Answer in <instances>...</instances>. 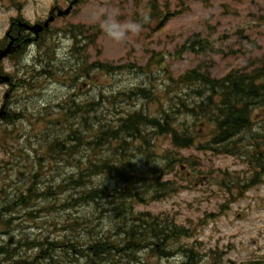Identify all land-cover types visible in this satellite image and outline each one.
I'll use <instances>...</instances> for the list:
<instances>
[{
  "label": "rangeland",
  "instance_id": "rangeland-1",
  "mask_svg": "<svg viewBox=\"0 0 264 264\" xmlns=\"http://www.w3.org/2000/svg\"><path fill=\"white\" fill-rule=\"evenodd\" d=\"M52 1L25 0L26 14L45 15ZM15 2L22 0L11 3L0 0L2 29L16 15V8H12ZM155 3L156 8L152 0H93L79 7L72 23L81 26L84 38L89 37L85 60L89 64L98 62L121 68L111 73L94 70L89 78L80 79L73 90L62 85L73 75H60L51 68L50 76L36 78L30 89L22 86L14 92L10 113L21 112V121L7 127L0 120V211L13 204L20 191L35 181L31 176L37 175L40 190L47 185H67L81 171L89 169L91 162L99 165L108 158H118L123 163L126 170L122 175L131 176L143 203L129 202L121 209L116 205L120 200L114 193L121 186V178L113 171L88 177L83 186L69 185L56 200L38 199L29 208L16 206L12 212L2 213L3 219L13 220L11 227L0 231V247L9 251L11 259L0 255V263L93 264L88 258L89 245L107 239L117 225L129 228L124 221L132 205L133 216L150 213L174 218L179 227L188 230L186 238L171 242L170 246L159 245L158 249L148 246L138 252L136 262L122 250L126 241L120 236L123 233H119L109 238L113 243L108 247L111 254L98 251L96 264H185L192 255L193 264L195 260L197 264H212L209 256L216 257L218 264L264 261V180L247 187L254 175L248 162L251 150L242 141L235 152L211 151L208 143L214 138L217 92L213 94L199 85L169 90L168 79V71L177 78L188 70L200 69L211 79L219 80L231 71L247 73L264 67V0H156ZM129 21L139 23L140 31L129 32L122 41L106 34V22ZM193 41H201L202 46L194 43L178 58L183 44L191 45ZM155 53L163 55L164 64L153 62L149 69L139 70L149 65ZM42 62V55L32 47L31 53L21 60L24 69L17 76L21 79L26 69L34 73L31 69ZM71 63L73 68L77 67V60ZM15 65L14 61H5L4 69L13 74ZM36 69L41 71L40 67ZM50 82L61 85L58 97L53 98L59 103L57 106L49 98L45 101L39 98L41 88ZM7 89L0 88V108ZM136 89L148 90L150 94L135 95ZM73 101L80 105L100 102V105L85 115V120L76 114L74 119L63 122L64 113L73 106ZM258 101L250 112L253 132L248 131L259 137L256 144L264 143V101ZM185 104L192 105L194 112L184 113ZM163 110L177 129L194 135V146L174 148L168 134H150L154 129L151 124L142 126V137L126 134L121 139L128 142L130 149L124 145L121 149L120 142L115 140L101 150L80 145L75 138L69 141L71 125L77 135L81 134L82 141H92L98 146L97 132L117 127L119 119L128 113L143 111L151 117H161ZM37 118H41V123ZM6 127L17 140L9 137L2 140L1 130ZM57 138L67 139L68 145L75 147H68L63 155L48 151L47 143ZM8 151L14 156L7 155ZM178 158H183L182 163ZM9 161L12 164L8 165ZM142 175L159 177L167 184L138 181ZM99 188L113 195L87 203L74 201ZM155 195L159 196L152 200ZM122 201L124 204L127 200ZM49 203L55 207L42 212ZM116 215H120L121 222ZM32 242L39 245L31 247ZM186 249L193 253L189 256Z\"/></svg>",
  "mask_w": 264,
  "mask_h": 264
},
{
  "label": "trees",
  "instance_id": "trees-1",
  "mask_svg": "<svg viewBox=\"0 0 264 264\" xmlns=\"http://www.w3.org/2000/svg\"><path fill=\"white\" fill-rule=\"evenodd\" d=\"M156 0H152V5L156 8L155 3ZM194 43L201 44V41H193L191 45H188L187 43L183 44L181 49L178 51V58L181 57V54L183 51L188 50L189 47L193 48ZM76 51L75 53H77ZM153 62H156L157 65L162 66L164 64L163 55L161 53H155L154 56L151 58L149 65L147 64L145 67H139V70H144L146 68H150V64ZM91 68H96L99 70H103L105 72L112 71V67L106 64L101 63H94L93 65H84L79 66L77 75L79 78L88 76V73ZM50 74L46 71L42 72L41 74ZM168 79L171 82V85L169 86V90L171 89H181L182 87L186 86H192V85H199L206 87L209 91H211L213 94L217 92L218 95L214 94L215 96H219V100L215 105V112L213 120H215L214 123V133L212 138L213 142H211V146L209 148L213 150L214 152H219V150L223 151H231L232 149H237V144L242 142L244 140V134L243 130L248 129L250 127V120L248 119L250 115V108L252 105H255L257 101H264V67L256 68L250 72L247 73H238V71H231L229 74H227L225 77H223L221 80H214L209 77L208 74L204 73L200 69H193L185 72L184 74L180 75L177 78H173L171 74L168 71ZM23 83L24 81H19ZM150 91L144 90V89H137L134 94L140 95L142 97H146ZM129 97V95H128ZM101 98H103V95L101 94ZM107 99V98H105ZM258 101V102H259ZM100 105V102H91L86 103L84 105L76 104L74 106L68 107V112L64 113L63 120H69L74 119L76 114H79L80 118L85 120V115H88L90 111L96 109ZM185 107L184 113L194 112L192 109V105L189 106L187 104L183 105ZM11 116V114H10ZM7 119V124H11L12 126H15L17 121L22 118V114L18 112H13L12 116ZM38 122H41V119L37 118ZM48 122V121H47ZM50 124L56 123V122H49ZM72 123V121H71ZM70 123V125H71ZM146 124H151L152 126L156 127V130L159 135L168 134L171 138V143L174 146V148L178 149H188L194 146L195 138L193 134H184L185 132H182L180 129H177L175 127V124H173L172 119L168 115L166 111H162L161 117H151L144 113L143 111H134L131 113H128L121 119H119V124L117 127L113 128H106V131H98L95 135V139L98 141V146H94L90 141H82L83 137L81 134H76V131L72 129V125L70 127V133H69V141L74 140V138L79 142L80 145L88 146L90 148L95 147L98 150H101L102 146H105L109 144L110 140H115L120 142L121 149L122 145H124L126 148L130 149L128 142H125L124 140H121L126 134H129V137H136L137 135H140L142 137V126ZM174 125V126H173ZM2 140H6L8 137L11 138V140H17V137L12 134L11 131H8L7 127L3 128L2 130ZM181 131V132H180ZM76 134V135H75ZM146 137V135H143V137ZM149 136V135H148ZM147 136V137H148ZM128 138V137H127ZM56 141V140H53ZM145 142H147V138H145ZM67 139H62L58 142L47 143V150L53 151L57 154H65L67 153V148L73 149L75 146L68 145ZM205 148V147H202ZM7 155L14 156V153L11 151L5 152ZM72 153V152H70ZM12 159V158H11ZM10 159V160H11ZM179 163H182L183 158L176 159ZM119 159H113L108 158L105 159L101 164H93L91 162L90 168H86L84 171H81L79 176L74 177V179L71 181V187H76L77 185L83 186L86 185V178L91 177L93 175L97 174H112L113 171H116L115 174L118 176V178L126 183V186L122 189V191H118L116 194V199H119L116 203V205L121 209L122 207H125L126 204L129 202L135 203L136 200H143L141 197V194L138 191H135L137 186H134L132 184V178L128 175H122V173L126 170L123 168V163L118 162ZM251 162L254 167L259 168L260 172H257L256 174L260 175L264 172V150L261 151H255V155L253 154L251 156ZM12 164L10 161L7 163ZM257 175V176H258ZM143 177H138L139 180H144V182H147L146 180H149L151 182H156L158 186H166L167 183L161 182V178L159 177H146L145 175H142ZM135 178V176H133ZM31 178L35 179V182L37 184L40 183V181L37 180V175L31 176ZM129 179V181H128ZM132 184V185H131ZM137 185V184H136ZM131 186V188H130ZM66 185L61 184L59 186L60 192L65 191ZM31 190H29V196H21L19 201L23 204H30V198ZM92 198H89L88 195L85 197H80L79 201H93L94 198L97 197V194L99 196H110L108 193H106L104 190L99 189L98 193H95V191L91 192ZM96 196V197H94ZM27 200V202L25 201ZM122 200H127L124 204ZM121 203V204H120ZM116 207V206H115ZM116 208L119 210V208ZM116 218L118 219L119 216L117 215ZM87 225V223L84 224V226ZM8 223L3 222V220L0 217V231L7 228ZM118 232V234H117ZM116 234L115 236L119 235V233H123L122 238L124 241H126V244L124 245V252L125 255H127L129 258H134L133 254L135 250H137L139 247L143 246L144 244L156 246V245H165L166 242L169 240L176 239L177 236H182L183 230L177 229L176 227H160L159 224L155 222L154 218H144L143 224L141 225H133L127 228L126 230H121V227L117 225L116 228L113 229V232L108 234V238L105 240H98L94 243H91L89 245V251L90 257L89 260L93 264H96V260L98 258V251H104L108 254L110 253V248L113 243L109 240L112 234ZM104 242V243H103ZM131 245V248L129 247ZM107 247V248H106ZM105 248V249H104ZM193 253V252H191ZM4 255V259L9 260L11 259V255L8 250H6L4 247H0V255ZM94 254V255H92ZM194 258L191 257L190 262L188 264H193ZM216 261V260H215ZM197 260H195V264ZM2 264V263H0ZM243 264H258L254 262H247ZM261 264H264L262 262Z\"/></svg>",
  "mask_w": 264,
  "mask_h": 264
},
{
  "label": "flooded vegetation",
  "instance_id": "flooded-vegetation-1",
  "mask_svg": "<svg viewBox=\"0 0 264 264\" xmlns=\"http://www.w3.org/2000/svg\"><path fill=\"white\" fill-rule=\"evenodd\" d=\"M10 3L13 0H9ZM93 0H53L50 4L48 11L45 15L36 16V15H28L26 14V5L25 0L22 2L13 3L12 8H16V12L14 10L15 16H11L8 20L7 26L2 29L0 26V51L5 50L8 46H11L12 53L7 56L5 61H11L17 57H25L29 53H31L32 47L37 49L38 54L42 55L43 62L38 67L48 66L53 67V65L60 64V66L64 69L65 72L73 71L72 60L77 57L74 56V49H76V45L80 49H84L88 38H84L81 34L78 35L77 24H73V19L76 17V11L79 6H84L88 2ZM36 3V1H35ZM73 5V8L69 9L70 6ZM69 9V14H62L63 10ZM53 17L54 20L49 24L48 27H45V22L48 18ZM34 26H40L42 29L34 30ZM63 41L71 42L69 44H63ZM46 43V46H42ZM54 56L56 62L51 61L46 64V59ZM59 66V67H60ZM4 63L0 65V76L8 75L10 77V84L13 85L12 90L7 91L8 99L3 101V105L6 107V115L9 116V108L13 104L14 101V92L19 88L18 78L14 74L6 73L4 71ZM68 80L65 86L68 84ZM1 87H6L5 85L0 84ZM76 87V84L71 83V89L73 90ZM50 89V90H49ZM27 90V88L25 89ZM42 100L49 98L50 102L54 100L52 97H58V90H55L53 85H49L48 92L46 89H43ZM6 93V91H5ZM4 93V95H5ZM53 93V94H50ZM50 94V95H48ZM54 103H57L56 100ZM248 119L251 121L250 116ZM264 119V116H263ZM253 127L250 126L248 129L243 130L244 141L247 144H251L256 146L259 149H264V143L256 144V139L259 138L254 133L248 131ZM140 217H136L135 220H139ZM160 227H165L174 224L177 228H180L176 223L175 219H171L168 216H162L155 220ZM129 223V222H128ZM139 223V222H138ZM183 232L187 235L188 230L181 227ZM185 252L189 253V250L186 249ZM234 264V262L232 263Z\"/></svg>",
  "mask_w": 264,
  "mask_h": 264
},
{
  "label": "bare ground",
  "instance_id": "bare-ground-1",
  "mask_svg": "<svg viewBox=\"0 0 264 264\" xmlns=\"http://www.w3.org/2000/svg\"><path fill=\"white\" fill-rule=\"evenodd\" d=\"M147 125H150V124H146L144 126H147ZM142 131H143V128H142ZM150 134H153V135H156V134H160L157 132L156 130V127H154V129H152L151 133ZM125 141V140H124ZM72 181V180H71ZM71 181L68 182V184L66 185L65 187V191L67 190V188L69 187V185H71ZM121 181V180H120ZM129 181V179H128ZM41 183L37 184L35 181H33L32 183H30V185L26 188L25 191H20V194L16 196V200L14 201L13 204L9 205L8 207H4L1 211H0V217L1 219L3 220V222H7L8 223V226L7 227H11V224H12V220L13 218H8V219H3L2 218V213H9V212H12L11 210H13L16 206L18 207H21V208H29L32 204H34L38 199H42V200H56L57 197L59 195H62L64 192H60V188L59 186L57 187H53V186H50V185H47L45 186L44 188H42V190L39 189V186H40ZM126 186V183L125 182H122L121 181V186L118 190L115 191V195L118 193V191H122V189ZM99 189H102L105 191V189L103 188H99ZM95 190V193H98V190ZM29 190H31V195L32 196L30 198V204H23L19 201L20 197L21 196H29ZM106 192V191H105ZM109 194V192H106ZM110 196L113 195V194H109ZM80 197H85L84 195L80 196ZM79 197V198H80ZM88 197L89 198H92V193L88 194ZM96 197V196H94ZM101 196H99V194H97V197L96 198H100ZM103 198H107V197H104L102 196ZM79 198L75 199L74 201L77 203V204H80V203H87L85 201H79ZM96 198H94L93 201L96 200ZM27 202V200H25ZM90 202V201H89ZM55 204V202H53ZM56 205V204H55ZM55 205L49 203V205H47L46 207H43L42 208V212L46 213V211H49L50 209L54 208ZM66 203L63 205V207H66ZM117 216V215H116ZM120 216V215H118ZM27 244V243H26ZM31 245V247H37L39 244L38 243H35V242H32V243H29Z\"/></svg>",
  "mask_w": 264,
  "mask_h": 264
},
{
  "label": "clouds",
  "instance_id": "clouds-1",
  "mask_svg": "<svg viewBox=\"0 0 264 264\" xmlns=\"http://www.w3.org/2000/svg\"><path fill=\"white\" fill-rule=\"evenodd\" d=\"M106 34L116 41H122L127 38L129 32H139L141 25L135 22H127L125 24L118 23H105L104 24Z\"/></svg>",
  "mask_w": 264,
  "mask_h": 264
},
{
  "label": "water",
  "instance_id": "water-1",
  "mask_svg": "<svg viewBox=\"0 0 264 264\" xmlns=\"http://www.w3.org/2000/svg\"><path fill=\"white\" fill-rule=\"evenodd\" d=\"M68 12H69V10H66V11H65L66 14H67ZM51 20H52V18H50L49 21L46 22V25H47L48 22H50ZM10 52H11L10 49H6L5 51H2V52L0 53V62H1V60H2L3 58H5V57L7 56V54H9ZM2 80H3V82H7V81H8V78H7V77H3ZM4 116H5V113H3L2 110H1V112H0V117H4Z\"/></svg>",
  "mask_w": 264,
  "mask_h": 264
}]
</instances>
